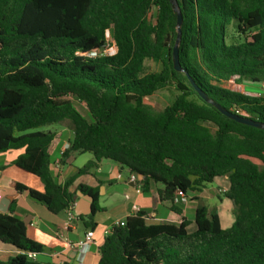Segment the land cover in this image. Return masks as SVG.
<instances>
[{"label": "trees", "instance_id": "trees-1", "mask_svg": "<svg viewBox=\"0 0 264 264\" xmlns=\"http://www.w3.org/2000/svg\"><path fill=\"white\" fill-rule=\"evenodd\" d=\"M176 1L182 72L172 65L177 18L169 0H0V153L24 150L13 165L43 191L14 189L52 214L74 205L69 186L101 160L136 175L144 191L161 185L159 199L172 207L178 192L199 194L226 177L220 195L232 206L229 228L204 205L193 212L192 232L180 210L179 224H146L137 213L109 229L96 264H264V130L226 118L188 80L226 111L264 124L263 97L224 88L233 79L264 85V0ZM107 46L113 52L104 54ZM148 61L159 71L147 73ZM169 86L178 94L163 110L144 103ZM61 123L72 132L62 156L93 157L64 184L50 170L58 135L37 130ZM15 210L12 201L0 214V242L22 254L0 264H39L25 255L42 249Z\"/></svg>", "mask_w": 264, "mask_h": 264}, {"label": "crops", "instance_id": "crops-1", "mask_svg": "<svg viewBox=\"0 0 264 264\" xmlns=\"http://www.w3.org/2000/svg\"><path fill=\"white\" fill-rule=\"evenodd\" d=\"M232 81L235 80H230L225 85ZM225 85L224 88H226ZM231 91L242 93L239 90ZM56 134L58 137L52 141L48 148L51 159L50 170L55 180L64 184L77 169L82 168L87 162L93 161V157L87 153H75L63 157L61 152L68 146V141L72 136L63 138L59 131ZM23 152V149H19L0 153V209L6 208L7 212L11 202L16 201L14 217L24 223L27 238L40 245L42 249L40 253L35 254V258L32 260L39 264H96L99 258L98 248L104 239V232L113 227L115 222L125 221L137 213L145 215L143 219L146 224H179L180 217L175 210H180L181 216L191 222L187 228L189 232L195 229L192 219L193 212L198 205L216 209L222 229L229 228L234 221L230 201L216 194L219 189L226 190L228 188L226 177L216 178L213 181L216 183V191L204 188L199 194L188 193L185 195L187 203H176L172 207L170 202L160 201L158 193L162 190L161 185L150 183L144 191L141 184L137 182L133 184L128 181L129 171L126 168L116 163L113 164L109 160H101L86 174L76 178L69 186V192L73 193L75 197L73 211L77 219L72 222L71 229L64 232L62 226L66 220L65 211L52 214L41 204L31 200L26 192H17L14 189L13 184H21L38 192L43 191V185L35 176L13 165L15 159ZM78 160L81 162L80 164L77 163ZM137 181H139L138 178ZM78 186L96 190V197L90 196V200L88 195L77 190ZM7 197H10L11 201L6 206L4 199ZM212 197L218 199L217 205L209 207L207 203H203V200L213 202ZM231 210L232 212H230ZM0 214L4 213L0 212ZM88 224L95 225L93 243L82 260H79L78 252L69 248L68 243L81 240L86 231L90 230L87 228ZM19 254L22 253L0 242V261H6Z\"/></svg>", "mask_w": 264, "mask_h": 264}, {"label": "rangeland", "instance_id": "rangeland-1", "mask_svg": "<svg viewBox=\"0 0 264 264\" xmlns=\"http://www.w3.org/2000/svg\"><path fill=\"white\" fill-rule=\"evenodd\" d=\"M156 9H153L151 11V18L155 15ZM107 42L109 44H112V40L110 37V34H107ZM110 52H113V50H110ZM160 69V65L152 63L150 61L146 62V72L150 73V72H156L159 71ZM226 88H229L231 90H239L242 92V94L245 95H250V96H257V97H263L264 98V85L262 84H250V83H244V82H237V81H232L230 82V84L225 85ZM177 92L174 89V87L169 86L163 90H160L148 97L144 98V103L149 105L153 110L155 111H161L163 110L167 105H169L174 98L177 96ZM73 105L76 108V110L82 115L84 116L86 119H90L88 111L85 107V105L79 101H77L76 99H72ZM39 131H50V132H61L63 135V138H68L69 136L71 137V129L68 123H61L59 125H51V126H44L41 127L39 129H37ZM83 159V158H82ZM78 164H80L81 162H77ZM113 163V162H112ZM114 164V163H113ZM216 179H214L213 181H215ZM206 190H213L216 191V183L212 182L210 184H207L205 186ZM220 190V189H219ZM216 191L217 196L222 194L221 192ZM216 197H212L211 200L212 201H204L203 203H207V205L209 207H212V205H217L218 204V199ZM224 198V197H223ZM223 212V211H222ZM221 212V214H222ZM232 212V210L230 211ZM191 231V230H190Z\"/></svg>", "mask_w": 264, "mask_h": 264}, {"label": "water", "instance_id": "water-1", "mask_svg": "<svg viewBox=\"0 0 264 264\" xmlns=\"http://www.w3.org/2000/svg\"><path fill=\"white\" fill-rule=\"evenodd\" d=\"M171 2L172 8L174 13L176 14V40L172 49V65H173V69L176 72H182L181 66L179 64V59H178V46L180 43V39H181V24H182V16L180 14L179 11V7L177 4L176 0H169ZM189 82L191 84V86L193 87L194 91L197 93V95L199 96V98L201 100H203L206 104L211 105L212 107H214L220 114H222L223 116H225L226 118L235 121L236 123L245 125V126H249V127H253V128H257V129H261L264 130V124L257 122V121H253L241 116H237L232 114L231 112L226 111L225 109H223L222 107H220L217 103H215L213 100L209 99L207 97V95L202 92L195 84L194 82L189 79ZM88 198L91 200V197L88 196ZM11 201L10 197H7L4 199V203L7 206ZM1 213H5L6 212V208L5 209H0ZM91 212V209H90Z\"/></svg>", "mask_w": 264, "mask_h": 264}, {"label": "built area", "instance_id": "built-area-1", "mask_svg": "<svg viewBox=\"0 0 264 264\" xmlns=\"http://www.w3.org/2000/svg\"><path fill=\"white\" fill-rule=\"evenodd\" d=\"M110 50H112V48H108L106 50H103L102 52L104 54H109L111 53ZM68 148V146H66L62 152L61 155L64 153V151ZM137 176L129 173V179L128 181L135 184L136 182L140 183V180L137 181ZM139 179V178H138ZM219 192L224 193L225 190L224 189H220ZM187 197L185 195H183L181 192H178V195L176 196V198L174 199V202H180V203H187ZM66 220L62 226V230L64 232H67L71 229L72 227V222L75 221L77 219V216L74 214L73 211V205L70 206L66 211ZM125 221H117L113 224V227H122L124 226ZM109 231V230H108ZM108 231L104 232V237L108 234ZM93 231L91 230H87L85 235L83 236V238L75 243H68L69 248H72L74 250H76L78 252V256H79V260H82V258L84 257V254L86 253V251L88 250L89 246L93 243ZM25 255L28 257V259L33 260L35 258V254L31 253V252H26Z\"/></svg>", "mask_w": 264, "mask_h": 264}]
</instances>
